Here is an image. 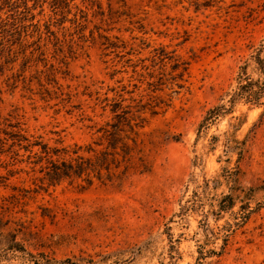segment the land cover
Returning a JSON list of instances; mask_svg holds the SVG:
<instances>
[{"label":"rangeland","instance_id":"374dc122","mask_svg":"<svg viewBox=\"0 0 264 264\" xmlns=\"http://www.w3.org/2000/svg\"><path fill=\"white\" fill-rule=\"evenodd\" d=\"M53 12L36 7L32 22L56 17L63 48L42 54L37 39L14 35L0 56V213L14 221L0 229V264L19 263L5 247L11 233L58 258L264 264V96L201 123L245 62L260 77L250 55L264 38V0H71ZM119 103L142 117L132 165L89 185L42 182L26 145L101 149ZM226 194L233 205L219 211Z\"/></svg>","mask_w":264,"mask_h":264},{"label":"trees","instance_id":"16d2710c","mask_svg":"<svg viewBox=\"0 0 264 264\" xmlns=\"http://www.w3.org/2000/svg\"><path fill=\"white\" fill-rule=\"evenodd\" d=\"M32 1V5L28 3ZM71 0H0V56L11 49L8 46V38L17 35L19 42L25 40L26 37L37 39L38 47L43 54L48 45L55 42L58 49L63 48L66 38H61L58 31L52 29L58 25L56 17L49 16L43 23L40 20L33 23L35 15L32 10L36 7L40 11H44V4L54 9V15L63 14L69 7ZM6 15V16H4ZM26 21H31L25 24ZM62 23V21H61ZM56 24V25H55ZM22 35L25 38H22ZM251 60L257 65V69L261 74L257 79H252L247 75V62L241 66L238 73L236 85L227 94V99L218 105L208 109L206 116L202 120V125H208L217 118L231 113L237 101L243 100L250 105H262L264 96V38L258 46L254 47L251 52ZM1 59V57H0ZM122 98V95H119ZM129 106V105H128ZM127 106L120 103L112 110L114 115L112 122L105 123L99 129V136L94 142L101 149H97L91 144L78 145L73 147H61L51 149L43 143H29L26 150L29 152L28 157L34 161H29L35 165L39 164V170L43 172L42 182L45 180L50 183H56L62 178L80 177L87 185L92 183V177L101 178L103 171L108 176L114 175V171L119 166L130 167L134 161L139 129L142 128V117L136 116ZM137 120H139L137 122ZM230 141H226L227 147ZM34 145L39 146L37 151H33ZM88 154V156H86ZM53 156H68L69 160H53ZM224 199L228 202L219 206L222 211L233 205L232 196L224 195ZM10 218V217H9ZM4 219V215L0 213V229L8 227V224L14 222L11 219ZM207 224V223H205ZM5 247L14 253H19V263L17 264H130L132 258L124 259L120 263L111 261L110 253L80 254L78 256H66L58 258L49 253H30L26 251L25 246L20 243L16 234L11 233V238L5 244ZM18 255H15V257Z\"/></svg>","mask_w":264,"mask_h":264}]
</instances>
